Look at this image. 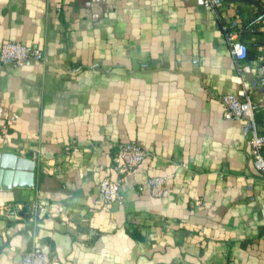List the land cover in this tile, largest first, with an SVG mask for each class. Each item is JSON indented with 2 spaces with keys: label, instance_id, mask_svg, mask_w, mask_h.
Listing matches in <instances>:
<instances>
[{
  "label": "crops",
  "instance_id": "0c3cea01",
  "mask_svg": "<svg viewBox=\"0 0 264 264\" xmlns=\"http://www.w3.org/2000/svg\"><path fill=\"white\" fill-rule=\"evenodd\" d=\"M223 22L247 46L241 76ZM7 39L43 58L0 65V152L33 161L29 186L0 187V264L35 243L61 264H264V173L217 99L243 88L264 131V0H0ZM126 140L148 153L103 203Z\"/></svg>",
  "mask_w": 264,
  "mask_h": 264
},
{
  "label": "built area",
  "instance_id": "2783aa9c",
  "mask_svg": "<svg viewBox=\"0 0 264 264\" xmlns=\"http://www.w3.org/2000/svg\"><path fill=\"white\" fill-rule=\"evenodd\" d=\"M222 0H200L201 6L216 11ZM221 32L228 51L235 63L236 72L241 76L247 71L248 65L244 62L247 54L246 44L238 37L237 31L232 25L225 22L221 24ZM43 52L35 44H25L16 40L7 39L0 44V65H22L29 59L41 60ZM141 68H146L145 62L140 63ZM256 77L252 84L264 83V66L258 64L255 67ZM244 86V82L241 81ZM217 99L222 105V117L224 119H238L241 121L242 133L246 137L247 151L250 163L257 172L264 173V131L259 130V123L254 118L255 111L259 108L258 101L250 98L249 94L240 88L235 92L221 93ZM69 144L64 145L68 150ZM148 149L135 140H126L116 145L111 156V164L108 172L101 175L97 181V189L100 200L103 203H121L123 193L121 185L127 173L132 171L146 156ZM166 179L162 175H150L145 180V186L149 195L157 197L165 191ZM20 208V204L17 205ZM41 209L39 204L31 202L29 210L35 212ZM55 214L51 209L47 210ZM15 264H61L52 253L42 249L38 244H31L25 249Z\"/></svg>",
  "mask_w": 264,
  "mask_h": 264
},
{
  "label": "water",
  "instance_id": "95a60500",
  "mask_svg": "<svg viewBox=\"0 0 264 264\" xmlns=\"http://www.w3.org/2000/svg\"><path fill=\"white\" fill-rule=\"evenodd\" d=\"M33 161L13 153L0 152V187L10 184L29 186L32 179ZM20 177H22L20 181Z\"/></svg>",
  "mask_w": 264,
  "mask_h": 264
}]
</instances>
